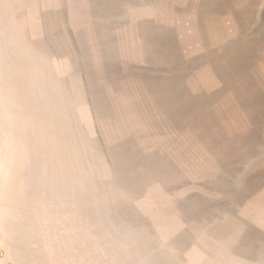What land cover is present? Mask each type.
Here are the masks:
<instances>
[{
    "label": "rangeland",
    "instance_id": "374dc122",
    "mask_svg": "<svg viewBox=\"0 0 264 264\" xmlns=\"http://www.w3.org/2000/svg\"><path fill=\"white\" fill-rule=\"evenodd\" d=\"M0 2L3 50L9 59L13 54L5 59L4 81L25 100L21 117L31 118L19 128L38 133L30 135L39 142L21 133L22 145L40 150L34 154L47 181L62 177L72 193L93 188L101 195L93 227L75 198L70 211L57 201L53 211L39 206L31 235L33 255H45H34L38 260L114 263L104 242L120 239L110 233L115 222L131 231L128 245L140 247L137 264L145 263L144 246L165 264L161 241L189 264L200 225L227 217L237 228L224 248L264 264V228L244 205L252 198L264 208V0ZM5 252L0 245V264H16Z\"/></svg>",
    "mask_w": 264,
    "mask_h": 264
},
{
    "label": "bare ground",
    "instance_id": "6f19581e",
    "mask_svg": "<svg viewBox=\"0 0 264 264\" xmlns=\"http://www.w3.org/2000/svg\"><path fill=\"white\" fill-rule=\"evenodd\" d=\"M1 3V2H0ZM3 3V2H2ZM7 3V2H6ZM14 3V2H13ZM8 4V3H7ZM11 4V3H10ZM3 6V5H2ZM2 8V7H1ZM8 8V7H7ZM10 8V7H9ZM3 11V10H2ZM5 11L3 12H0L1 13V16L3 15L2 13H4ZM9 12V11H7ZM9 14V13H8ZM4 16L3 15V18L1 17L0 19H4ZM7 20V19H6ZM9 20H10V16H9ZM11 21V20H10ZM5 22V21H4ZM3 22V23H4ZM2 23V24H3ZM7 23V22H6ZM5 23V24H6ZM4 24V25H5ZM1 25V24H0ZM2 25V26H4ZM22 28V27H21ZM2 28L0 27V245L4 247L5 249V253H6V258L8 259H11L12 261H14L16 264H47L48 262H43V261H40V259L42 258V256L44 254L41 255V251L38 252L40 257L39 260L38 258H36L34 255H37V251L36 253L37 254H34L32 253V246H33V243L36 242V238L34 239H31L33 237H31V235H34L35 237V232H34V228L37 227L38 225L35 223V218H36V212H37V209L39 208V206L42 204L43 206L45 205L46 207H52V211L54 209L53 207V203L54 202H58V203H62L64 205V207H68V210L70 211L73 207L74 204H72V201L75 200L77 201V209L83 214L85 215L86 212H88V214L85 215V217H87L85 219V221L87 222L90 221V225L93 227L96 225V221L97 219L100 220L101 218V210L99 209V199H101V195L100 197L98 198V195L94 194L93 191H95L93 188L91 189V192L84 190L83 192L81 191V188L79 191H73L74 193H72V189L69 187L68 184L64 183V181H62V177L60 179V181H57L59 179L56 180V177L51 179L49 178V182L47 181V179L45 178V173H46V168L43 164H41L40 162H38L35 158V154L34 153H37V152H33L34 149L30 150L31 148L27 147V148H24V146L26 145H22V138L25 139L26 138H29V136L33 137L34 135H30L32 132L36 135V129H35V132L34 130H30V128L28 130H30L31 132H29L27 129V133H25L26 131L25 130H21L19 128V124L21 123L22 124V120L25 118H28L27 117V112L26 111V117L24 116V118L21 117V113H20V103H22L23 101L25 100H21V98H23L22 96H20V101H18L19 99V95H17V93H13V90L14 88H11L13 90L10 89L9 86L6 85V81H4V78H5V74H4V67L6 65H4V62H5V59L8 58L7 56H10V55H7L5 54V48L7 47H3V42H5L4 40V37L3 36V33L4 31L1 30ZM4 30V29H3ZM5 30H7L5 28ZM18 30V29H16ZM6 32V31H5ZM15 32V30H14ZM9 35V34H8ZM12 35V34H11ZM14 35V34H13ZM17 36V35H16ZM18 37V36H17ZM16 37V39H17ZM8 38V37H7ZM14 38V37H13ZM15 39V38H14ZM4 40V41H3ZM19 40V39H18ZM17 40V41H18ZM12 41V40H11ZM10 41L8 40V46L12 43H9ZM13 42V41H12ZM15 46H16V43H15ZM19 46V45H18ZM4 48V50H3ZM19 48V47H18ZM13 49V48H12ZM17 50V46H16V49ZM14 51V50H13ZM9 53H14V52H9ZM7 55V56H6ZM15 55V54H14ZM13 56V54H12ZM11 56V59H13ZM43 57V56H42ZM10 58V57H9ZM8 60L10 61L11 59ZM6 60L8 63L9 61ZM6 62V63H7ZM9 66V65H8ZM50 67V66H49ZM10 69V68H9ZM35 69V67H34ZM50 69V68H49ZM11 70V69H10ZM9 70V71H10ZM48 70V69H47ZM46 70V71H47ZM51 70V69H50ZM8 71V69H7ZM12 72V71H11ZM48 72V71H47ZM34 74V73H33ZM38 74H41V73H37L35 72V76L37 77ZM8 75V73H7ZM10 76V74H9ZM42 76V75H41ZM8 78V77H7ZM12 78V77H11ZM6 79V78H5ZM10 79V78H9ZM36 80V79H35ZM11 81V84L9 85H12L14 84L12 81L13 80H9V82ZM36 82V81H35ZM40 82V81H39ZM38 82V83H39ZM53 82V81H52ZM49 83V82H48ZM55 83V82H54ZM29 84V83H28ZM30 84H33V82ZM45 84V83H44ZM51 84V83H50ZM37 86V84L35 83L34 86ZM39 85V84H38ZM49 85V84H48ZM52 86V84H51ZM60 86V85H59ZM9 87V88H8ZM12 87H15V86H12ZM29 87V86H27ZM32 86H30L29 88H31ZM39 88H41L40 86H38ZM43 87V86H42ZM46 87V85H45ZM48 87V86H47ZM46 87V89H47ZM18 87H16L17 89ZM28 88V90H29ZM38 88V89H39ZM19 89V88H18ZM41 89H44V88H41ZM54 89V88H53ZM52 89V90H53ZM18 91V90H16ZM20 91V90H19ZM18 91V93H20ZM35 92H40V90L36 91L34 90ZM31 92V91H29ZM32 93V92H31ZM16 94V95H15ZM41 94V93H40ZM60 94V93H59ZM22 95V94H21ZM32 96V95H31ZM40 97V95H38ZM44 96V95H43ZM54 96V95H53ZM52 96V97H53ZM34 97V95L32 96ZM37 96H35L36 98ZM42 98V96L40 97ZM64 98V97H63ZM26 99V98H25ZM60 99L57 98V100ZM34 100V99H33ZM36 100V99H35ZM34 100V101H35ZM27 101V100H26ZM32 101V102H34ZM38 101V100H37ZM19 102V103H18ZM47 102V100L45 101ZM50 102V101H49ZM37 105L39 103L36 102ZM51 103H53V101H51ZM31 104V103H30ZM35 104V103H34ZM47 104V103H46ZM23 105V104H22ZM33 105V104H31ZM36 105V104H35ZM36 105V106H37ZM58 105V104H57ZM24 106V105H23ZM52 106V105H51ZM59 106V105H58ZM20 107V108H19ZM26 107V105H25ZM38 107H40L38 105ZM58 108V107H57ZM61 108V107H60ZM32 109V108H31ZM65 109V108H64ZM25 110H28L25 108ZM33 110V109H32ZM24 111V109H23ZM65 111V110H64ZM31 112V111H30ZM67 112V111H66ZM34 113V112H32ZM38 115V114H36ZM39 116V115H38ZM31 117V116H30ZM22 118V119H21ZM35 118V117H34ZM31 118L25 120V121H30ZM22 122H21V121ZM36 120V119H34ZM32 120L31 123H34ZM43 120V119H42ZM24 121V122H25ZM37 121V120H36ZM50 122V121H49ZM35 124V123H34ZM41 124V123H40ZM23 125H28L26 123H24ZM22 125V127H24ZM31 125V124H30ZM38 125V124H37ZM32 126L34 127L35 125L32 124ZM40 126V125H39ZM21 127V125H20ZM29 127V126H28ZM26 128V127H24ZM33 129V128H32ZM38 129V128H37ZM43 129V128H42ZM21 130V131H20ZM41 130V129H39ZM38 130V132H40ZM43 131V130H41ZM28 134V136L25 134ZM44 132V131H43ZM21 133L24 134V137L22 135V138H21ZM48 133V132H47ZM38 134V133H37ZM41 134V132L39 133ZM37 136H40V135H37ZM31 137V138H32ZM35 137V136H34ZM29 138V141H31L32 139ZM38 137H35L33 139L37 140ZM40 138V137H39ZM43 139V137H41ZM23 139V140H24ZM31 139V140H30ZM44 140V139H43ZM39 142V140H37ZM26 142V141H25ZM40 142H41V139H40ZM52 142V141H51ZM24 143V141H23ZM31 144V143H30ZM38 144V143H37ZM34 146L36 144H33ZM32 145V146H33ZM48 146H51V145H48ZM33 148V147H32ZM44 148V147H43ZM50 147L47 148V150L49 149ZM46 149V148H45ZM44 149V151H45ZM55 149H56V146H55ZM41 150H43L41 148ZM51 150H54V149H51ZM73 150V149H72ZM46 153V152H45ZM75 154V153H73ZM24 156V157H23ZM37 156V155H36ZM43 156V155H42ZM41 157V156H40ZM46 157V156H45ZM49 157V155H48ZM78 157V156H77ZM39 158V156H38ZM86 158V157H85ZM46 159V158H44ZM48 159V158H47ZM77 159V158H76ZM81 159V158H78V160ZM50 160V158H49ZM48 160V161H49ZM47 161V160H46ZM77 161V160H75ZM73 161V162H75ZM80 161V160H79ZM72 162V163H73ZM78 162V161H77ZM83 162V161H82ZM49 164V163H48ZM57 164V163H56ZM81 164V163H80ZM84 164V163H83ZM52 165V164H51ZM79 165V164H78ZM77 165V166H78ZM72 166V165H71ZM81 166V168H85L83 167V165H79ZM78 166V167H79ZM85 166V165H84ZM96 166V165H95ZM93 166V167H95ZM91 167V166H90ZM97 167V166H96ZM69 168V167H68ZM74 168V167H73ZM80 168V169H81ZM92 168V167H91ZM98 168V167H97ZM52 169V168H51ZM86 169V168H85ZM84 169V170H85ZM92 171L93 170H96L95 168L94 169H91ZM89 170V171H91ZM87 171V170H86ZM91 171V172H92ZM51 172V171H50ZM64 172V171H63ZM81 172V171H80ZM88 172V171H87ZM98 172V171H97ZM57 173V172H56ZM90 172L86 173L85 175H88ZM102 173V172H101ZM58 174V173H57ZM56 174V175H57ZM97 174H100L99 172ZM96 174V175H97ZM59 175V174H58ZM67 175V174H66ZM83 175V176H85ZM90 175H93V173H91ZM54 176V174H53ZM64 176V174H63ZM98 176V175H97ZM47 177H49L47 175ZM59 177V176H57ZM92 177V176H91ZM65 178V176H64ZM101 178V177H100ZM86 179V178H85ZM93 179V178H92ZM80 181V180H79ZM87 181V180H86ZM97 181V180H96ZM95 182V181H94ZM75 183V182H74ZM73 183V184H74ZM84 183H86L84 181ZM83 185V183H82ZM85 185V184H84ZM81 186V185H80ZM87 186V183L86 185ZM93 186V185H92ZM106 186V185H105ZM84 188V187H83ZM81 191V192H80ZM112 191V190H111ZM114 191V190H113ZM112 191V192H113ZM93 192V193H92ZM96 192V191H95ZM116 192V191H115ZM45 193H46V197H45ZM49 194V197H47V195ZM113 194V193H112ZM120 195V194H119ZM109 196V195H108ZM252 197V196H251ZM104 198V197H103ZM108 199V198H107ZM235 199V198H234ZM105 200V199H104ZM102 201V200H101ZM100 201V203H101ZM110 202V201H109ZM246 202V203H245ZM243 204L245 205V208H246V211L251 214V213H254V215L252 216V220L259 226H261L262 228H264V208L263 205L258 202L257 200H254V199H249L247 201H245ZM57 203V204H58ZM52 205V206H50ZM108 205V204H107ZM106 205V206H107ZM45 207V208H46ZM61 207V206H60ZM62 207V209L64 208ZM90 207H93V209H95L94 211L90 210L89 208ZM44 208V209H45ZM102 208V207H101ZM48 209V208H47ZM51 210V208H50ZM61 210V209H60ZM106 210V209H105ZM109 210V207L108 209ZM106 210V211H107ZM51 211V212H52ZM112 211V210H111ZM48 212V211H47ZM46 212V213H47ZM63 212V211H61ZM96 212V213H94ZM107 212H110V211H107ZM65 213V212H64ZM73 213V212H72ZM55 214H56V211H55ZM55 214H52L54 215V217L58 216L59 214H62V213H57L58 215H55ZM81 214V215H82ZM79 215V214H78ZM120 215V214H119ZM49 218V217H48ZM52 218V217H51ZM70 218L67 217V219ZM112 218V217H111ZM123 218V217H122ZM75 219V218H74ZM116 219V218H115ZM227 217H224L222 221H218V223L214 224V225H209L207 224L206 226L202 227L203 225H200V227L198 228V231L196 233V236H195V239H196V247H193V248H190L192 249L190 253H188V257L189 259L187 260L188 262H190L189 264H197V262H200V260H205L204 261V264H255L253 263L252 261L248 260L247 258H244V257H240L236 254H233L232 252L228 251L226 248H224V245L225 246H228L229 242L231 241V238L234 240V237L232 236V234H234L233 232L236 230L237 226L236 225H232L230 224L231 222L230 221H227ZM107 220V219H106ZM110 219H108L107 221H109ZM120 220V219H119ZM47 221V220H46ZM75 221V220H74ZM74 221L72 222V224L74 223ZM115 221V220H114ZM117 222V221H116ZM38 223V222H37ZM52 223V222H51ZM107 223V222H106ZM119 223V221H118ZM211 223V222H210ZM40 224V223H38ZM57 224V223H56ZM76 224V223H75ZM108 224V223H107ZM105 224V225H107ZM112 224V223H111ZM114 227L111 226L112 228L110 229V233L111 235L113 234H117L120 237L119 240H114V239H108L106 242L104 243H107L106 246H108L110 249H111V252L113 253L112 255H114L115 257H120V260L118 259H112V257L114 258V256L111 257V260L115 261L116 263L119 262L120 264H130V263H133V264H137V260L139 259V256L140 255V258H141V254H139L138 251H140V247L138 250L134 249V248H131L129 245H128V242L127 240L129 239H126V236L130 237L131 235V231L127 228V231H124L126 230L125 227L124 229L122 230V228L118 227V224L116 225V223L114 222ZM121 224V222L119 223ZM212 224V223H211ZM34 225H36L34 227ZM50 225V224H49ZM53 225V224H51ZM59 225V223H58ZM57 225V226H58ZM61 225V224H60ZM102 225V224H101ZM125 225V224H124ZM55 226V225H54ZM63 226V224H62ZM51 227V226H50ZM101 227H104V224L103 226ZM107 227V226H106ZM44 228V227H43ZM58 228V227H57ZM70 227H68L69 229ZM108 228H110L108 226ZM131 228V227H130ZM40 229V227H39ZM64 231L66 230V228H63ZM63 229L61 230L63 232ZM67 229V230H68ZM104 228H101V232ZM133 229V228H131ZM58 230V229H57ZM94 230V229H93ZM92 230V231H93ZM100 230V229H99ZM107 230V229H106ZM109 230V229H108ZM129 230V231H128ZM162 230V229H161ZM40 231V230H39ZM38 231V232H39ZM43 232V229L41 230ZM45 231V230H44ZM71 231V230H70ZM91 231V230H90ZM112 231V232H111ZM47 232V231H46ZM43 235H45V233ZM73 233V230L71 231ZM95 232V231H94ZM34 233V234H33ZM41 233V232H40ZM51 233V232H50ZM49 233V234H50ZM65 233V232H64ZM63 233V234H64ZM67 233V232H66ZM39 234V233H38ZM109 234V233H107ZM106 234V235H107ZM124 234V235H123ZM42 235V233H41ZM42 235V236H43ZM59 235V234H58ZM70 235H73V234H70ZM95 235V234H94ZM100 235V234H98ZM105 235V234H104ZM105 235V236H106ZM110 235V234H109ZM108 235V236H109ZM116 235V236H117ZM42 236H38V238L42 237ZM64 236H67V235H63ZM97 236V235H96ZM101 236V235H100ZM37 237V236H36ZM59 237V236H58ZM103 237V238H102ZM101 238L104 240V236H102ZM137 237V236H136ZM163 237V236H161ZM37 238V241L39 240ZM61 238V237H60ZM107 238H110V237H107ZM106 238V239H107ZM114 238V236H113ZM119 238V237H118ZM147 238V236H146ZM165 238V237H164ZM65 239V238H64ZM137 239V238H136ZM135 239V240H136ZM33 240H35L33 242ZM41 240V239H40ZM95 240V239H94ZM64 241V240H63ZM98 241H101V239H99ZM141 241V240H140ZM195 241V240H194ZM41 242V241H40ZM43 242V241H42ZM62 242V241H61ZM83 242V241H82ZM86 242V241H85ZM137 242V241H136ZM139 242V241H138ZM69 244V242H67ZM103 242H101L102 244ZM134 243V242H133ZM161 246H162V250L163 252L166 254L165 256L167 257V260H164L163 259V263L165 264H183L182 262H179V258L177 257L176 253H174V250H172L171 247H169L168 245H166L164 242H160ZM64 244V243H63ZM76 244V243H75ZM81 244V243H80ZM84 245V244H82ZM105 245V244H104ZM103 245V246H104ZM137 245V243H136ZM158 245V247L160 246ZM263 245V244H262ZM36 246V245H34ZM67 246V245H66ZM72 246V245H71ZM85 246V245H84ZM83 246V247H84ZM105 246V248H106ZM139 246V244H138ZM143 247V246H142ZM156 247V248H158ZM199 247H201L203 250H201ZM261 247V246H260ZM80 251L81 252V248L82 246L80 245ZM90 248V247H89ZM92 248V247H91ZM91 248L89 250H91ZM77 249V248H76ZM88 249V248H87ZM38 250V249H37ZM67 250V249H66ZM65 250V251H66ZM88 250V252H89ZM147 250L146 246H144V261L145 263L144 264H160L159 261H157V259L155 260V256L153 258V255L154 253H150V254H147L145 253ZM64 251V252H65ZM150 251V250H148ZM153 251V250H152ZM151 251V252H152ZM190 251V250H189ZM211 252V255L207 256L206 253H209ZM69 252V250H68ZM91 252V251H90ZM88 253V254H92V258H96V254L95 253ZM46 253V252H45ZM82 253V252H81ZM110 253V252H109ZM141 253V252H140ZM66 254V253H65ZM72 254V253H71ZM70 254V255H71ZM93 254H95L93 256ZM147 254V255H146ZM45 256V255H44ZM82 256V254H81ZM87 256V251H86V255L84 257ZM90 256V257H91ZM186 256V254H185ZM90 257L88 256V260L90 259ZM61 258V257H60ZM68 258V256H67ZM73 258V257H72ZM121 258L123 260V262L121 261ZM43 259V258H42ZM79 259V258H78ZM263 259V258H262ZM46 260V259H45ZM66 260V258H65ZM98 260V258H96V260H91V264L94 263H97L96 261ZM117 260V261H116ZM153 260H155L153 262ZM48 261V260H47ZM87 261V259H86ZM93 261V262H92ZM259 261V260H258ZM261 261V260H260ZM259 263H262L260 262ZM102 263V261H99ZM112 262V261H111ZM110 262V264H111ZM115 262L112 264H115ZM169 262V263H168ZM73 263V262H72ZM87 264L89 263V261L86 262ZM84 263V264H86ZM71 264V263H70ZM105 264V263H103ZM109 264V263H108Z\"/></svg>",
    "mask_w": 264,
    "mask_h": 264
},
{
    "label": "clouds",
    "instance_id": "9594fccd",
    "mask_svg": "<svg viewBox=\"0 0 264 264\" xmlns=\"http://www.w3.org/2000/svg\"><path fill=\"white\" fill-rule=\"evenodd\" d=\"M235 182L237 184V187H242V184H243V173H241L240 175H238L236 177V181Z\"/></svg>",
    "mask_w": 264,
    "mask_h": 264
}]
</instances>
